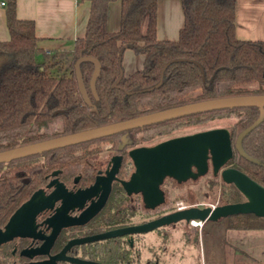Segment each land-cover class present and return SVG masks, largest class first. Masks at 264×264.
<instances>
[{
  "label": "trees",
  "instance_id": "trees-1",
  "mask_svg": "<svg viewBox=\"0 0 264 264\" xmlns=\"http://www.w3.org/2000/svg\"><path fill=\"white\" fill-rule=\"evenodd\" d=\"M107 1L90 0L83 34L72 40L69 52L42 48L37 44L32 19L17 17L15 1L3 0L8 38L0 39V149L189 101L264 93V40L234 35V0H180L182 22L175 38L155 36L156 0H120L118 28L108 30L105 27ZM124 47L142 54L141 66L121 74L111 85ZM78 53L93 55L99 61L94 81L96 97L87 88L92 63L79 61L81 78L93 106L81 98L77 89L72 62ZM159 76V83L150 89L126 92L150 85ZM251 81L256 82L255 87L243 85ZM194 89H197L194 94L188 93ZM258 111L257 105L226 106L125 130L132 141H151L169 135L185 123L204 122L214 114L234 115L225 125L232 144L237 132L249 124ZM55 121L59 125L51 127ZM137 130L141 134L135 137ZM118 132L102 137L113 138ZM240 145L246 155L232 145L225 164L244 171L264 185V112L260 121L241 137ZM74 147H54L4 163L5 168L0 171V223L42 181L46 171L69 166L75 159L84 157L74 154ZM40 156L42 162L29 164L27 161ZM207 170L215 178L213 183L220 187L222 202L243 199L232 183L223 181L210 168ZM132 215L133 207L128 204L127 195L114 183L94 220L101 224L121 223ZM222 218L225 220L223 228L264 227V216L252 212H236ZM108 247L117 249V246ZM114 251L107 252V256L113 257ZM207 263L213 264L212 261Z\"/></svg>",
  "mask_w": 264,
  "mask_h": 264
},
{
  "label": "water",
  "instance_id": "water-1",
  "mask_svg": "<svg viewBox=\"0 0 264 264\" xmlns=\"http://www.w3.org/2000/svg\"><path fill=\"white\" fill-rule=\"evenodd\" d=\"M80 60H89L92 63L87 85L88 90L94 97H96L94 81L98 74L99 61L93 55L78 53L72 62L78 92L87 104L93 106L81 78ZM120 75L121 68L119 67L117 76L111 85L116 83ZM159 81L160 76L150 85L128 89L126 92L147 90L157 85ZM243 105H257L259 107L258 115L237 132L232 144L227 128L221 125L171 135L148 145L133 146L127 150V154L132 160L133 169L127 178H118L125 193L139 192L144 206L152 208L163 201V191L159 187V183L164 176L181 181L188 177L195 178L210 168V171L217 174L223 181L232 183L243 195V199L214 205L177 207L140 222L70 237L57 251L48 254L45 258L12 264H57V260H68L75 264H120L68 255L65 254V250L74 243L123 233L147 231L179 219L188 222H191V220H215L236 212H252L264 216V185L251 178L244 171L225 164L231 155L232 145L241 154L246 155L240 145L241 137L262 118L264 93H244L189 101L128 118L14 145L0 149V162L190 112ZM124 140L125 135L121 134L120 143L117 146L120 147ZM111 160V164L109 168L105 169V173L96 175L94 180L86 186L73 190L66 189L61 181L53 177L47 182V186L51 185V189L47 193L44 194L41 188L34 189L7 217L2 228H0V242L13 235L39 236L43 237V240L38 245L22 247L19 252L26 256L47 253L60 226L83 223L101 207L108 194L111 179L117 178L114 172L117 170L119 155L112 156ZM54 200H58V204L54 206L52 214L43 219L51 226L49 233L43 235L39 231L34 232L33 217L35 212L43 207L51 206ZM74 207L80 208L77 213H67L68 209Z\"/></svg>",
  "mask_w": 264,
  "mask_h": 264
},
{
  "label": "crops",
  "instance_id": "crops-1",
  "mask_svg": "<svg viewBox=\"0 0 264 264\" xmlns=\"http://www.w3.org/2000/svg\"><path fill=\"white\" fill-rule=\"evenodd\" d=\"M3 1V0H2ZM15 15L30 18L37 44L44 49L70 52L72 40L83 34L90 0H14ZM120 0H108L105 27L115 30L119 23ZM182 22L180 0H156L154 34L175 38ZM233 33L238 38L264 40V0H234ZM144 21L141 23V29ZM4 5L0 3V39H7ZM142 54L124 47L120 55L121 74L139 68ZM220 260L213 264L264 263V227H225Z\"/></svg>",
  "mask_w": 264,
  "mask_h": 264
},
{
  "label": "flooded vegetation",
  "instance_id": "flooded-vegetation-1",
  "mask_svg": "<svg viewBox=\"0 0 264 264\" xmlns=\"http://www.w3.org/2000/svg\"><path fill=\"white\" fill-rule=\"evenodd\" d=\"M137 132H141V131L137 130L134 136L136 135ZM121 134L125 135V140L123 144L120 147H118L117 145L120 143ZM171 135L172 134H169L166 137L171 136ZM95 138L108 139L110 141L109 146L113 145V152L107 154L106 157H98V153L101 150V148L98 145L93 144L95 140H92L86 143L76 142V143H70V144L58 146V147H63L67 145H75L72 152L76 155H81V156L84 155V157L82 156V157L75 159L74 163L70 164L69 166L53 167L49 169L48 171H46L43 174L42 181H40L39 184L35 185L28 192V194L21 201H19V203L22 202L24 199H26L28 195L36 188H41L44 194L47 193L51 189V185L47 186V182L53 177L61 181L63 185L66 187V189L73 190L78 187L86 186L94 180V177L96 175H103L105 173V169L109 168L111 164L112 156L119 155V163L117 166V170L114 172V175L117 178L111 179L108 194L103 204L101 205V207L83 223L60 226L52 239V243L50 244L47 250V253L33 254L31 256H26L19 252L22 247H32V246L38 245L43 240V237L33 236V235H13L5 240H2L0 242V264L20 263L23 261L45 258L48 254H52L55 251H57L64 244V242L70 237L91 234V233H95V232H98V231H101L107 228L119 226V225L136 223V222H131L129 220L131 216L129 217L128 220H125L124 222H121V223H102L101 224V223H98L96 220H94V218L98 214L100 209L104 206L107 200V197L109 195V192L111 190V187L114 185V183H117L120 185L118 178H123V179L127 178L129 173L133 169L132 160L129 158L127 154V150L133 146L148 145V144L154 143L162 138L157 139V140L153 139L154 141L152 140L151 141H132L130 133H128V131L125 129L119 130V132L115 134L113 138H103L102 136H98ZM91 139H94V138H91ZM9 160H6V161H9ZM6 161H1L2 165L0 166V171L5 168L4 163ZM27 161L29 164H34L35 162H42L43 157L40 156L37 158H30ZM125 165L130 166V168L128 169V173L123 176V169H124L123 167ZM165 177H168L171 181H174L175 183L182 182L186 179H193V178L188 177L184 180L176 181L175 179L169 176H164L163 179ZM163 179L159 183L160 188H161ZM123 192L125 193L124 190ZM125 194L127 195L129 205H131V202L132 201L134 202V200L136 199L137 201L139 200L140 210L145 212L148 209V207L144 206L139 192H130V193H125ZM19 203H17L15 207H17ZM57 204H58V200H54L51 206L43 207L39 209L37 212H35L34 217H33L34 232L39 231L43 235L49 233L51 226L48 225L47 222L43 221V219H45V217L52 214L53 208ZM157 205H155L154 207H157ZM14 208L8 213L4 221L0 223V228H2L4 222L6 221L9 214L14 210ZM79 209L80 208L74 207L73 209H68L67 213L75 214L79 211ZM155 228H152V229H155ZM143 232L145 231L132 232L130 234L123 233V234H119L115 236H108V237L91 239V240H86L83 242L74 243V244H71L65 250V254L75 255L78 257L87 258V259H91L95 261L107 262V263L161 264L163 262L162 257H159L157 255H152V257H145L143 260H140L138 252L137 251L133 252L134 250L133 249L134 248L133 238ZM110 245L111 247L117 246V249H112L108 247ZM107 250L109 251L115 250L114 252L118 254L114 253L113 257H108L106 253L109 251ZM57 264H75V263H72L68 260H57Z\"/></svg>",
  "mask_w": 264,
  "mask_h": 264
},
{
  "label": "rangeland",
  "instance_id": "rangeland-1",
  "mask_svg": "<svg viewBox=\"0 0 264 264\" xmlns=\"http://www.w3.org/2000/svg\"><path fill=\"white\" fill-rule=\"evenodd\" d=\"M243 85L255 87L256 82L251 81ZM196 91L197 89H194L188 93L194 94ZM233 118L234 115L223 116L221 114H214L204 122L182 124L174 128L170 134H183L212 126H225ZM50 125L51 127H56L59 125V122L55 121ZM140 134L141 132H137L135 137H138ZM166 136H158L154 140ZM109 143L108 139L95 140L93 144L101 148L98 157H106L107 154L113 152V145L109 146ZM123 168L124 176L128 173L130 166L125 165ZM214 179L209 170L193 179H186L179 183H175L168 177H165L161 184L164 195L163 201L154 209L144 212L139 208V200L135 199L134 202H131L133 215L129 220L131 222H140L162 212L174 209L177 205L204 206L222 203L220 187L217 183H213ZM224 223L225 220L222 217L212 221L191 222L179 219L135 236L133 238V252H138L140 260H143L145 257H152V255L162 257L163 262L161 264H208L207 261L220 260L221 254H219V250L223 243L221 239ZM163 232L164 237H162Z\"/></svg>",
  "mask_w": 264,
  "mask_h": 264
},
{
  "label": "built area",
  "instance_id": "built-area-1",
  "mask_svg": "<svg viewBox=\"0 0 264 264\" xmlns=\"http://www.w3.org/2000/svg\"><path fill=\"white\" fill-rule=\"evenodd\" d=\"M0 3H3V1L0 0ZM182 206H183V205H177L176 208H177V207H182Z\"/></svg>",
  "mask_w": 264,
  "mask_h": 264
},
{
  "label": "bare ground",
  "instance_id": "bare-ground-1",
  "mask_svg": "<svg viewBox=\"0 0 264 264\" xmlns=\"http://www.w3.org/2000/svg\"><path fill=\"white\" fill-rule=\"evenodd\" d=\"M191 221H196V220H191Z\"/></svg>",
  "mask_w": 264,
  "mask_h": 264
}]
</instances>
